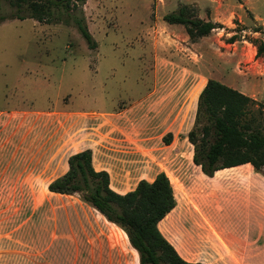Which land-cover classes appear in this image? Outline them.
<instances>
[{"label": "rangeland", "instance_id": "rangeland-1", "mask_svg": "<svg viewBox=\"0 0 264 264\" xmlns=\"http://www.w3.org/2000/svg\"><path fill=\"white\" fill-rule=\"evenodd\" d=\"M183 4L224 28L193 46L164 21ZM82 9L94 50L74 26L0 22V101L10 95L16 107L0 129V264H139L124 231L79 194L48 191L86 149L121 194L167 174L177 206L159 228L185 260L264 264L263 176L241 167L209 178L188 141L207 81L232 88L249 72L264 0H88ZM13 12L0 0V18Z\"/></svg>", "mask_w": 264, "mask_h": 264}, {"label": "trees", "instance_id": "trees-1", "mask_svg": "<svg viewBox=\"0 0 264 264\" xmlns=\"http://www.w3.org/2000/svg\"><path fill=\"white\" fill-rule=\"evenodd\" d=\"M14 9L6 20L33 19L44 24L74 26L90 49L97 43L89 33L83 16L88 0H6ZM169 25L184 27L189 40L196 43L220 23L203 20L194 6L181 5L164 16ZM239 40L236 34L229 43ZM257 56H264V41ZM194 147L193 163L211 178L216 172L250 164L264 178V103L217 80L209 79L198 97L195 124L188 133ZM68 171L48 185V191L60 195L79 194L82 200L121 228L139 255V264H200L185 260L159 228L161 221L177 206L174 187L165 172L153 181L141 180L125 194L110 187L107 171H97L91 149L73 154Z\"/></svg>", "mask_w": 264, "mask_h": 264}, {"label": "crops", "instance_id": "crops-1", "mask_svg": "<svg viewBox=\"0 0 264 264\" xmlns=\"http://www.w3.org/2000/svg\"><path fill=\"white\" fill-rule=\"evenodd\" d=\"M259 20H260V18L259 19L257 18V20H256L257 23L262 25V22H260ZM261 33H263V32H261ZM261 33L260 32H255V34L259 35V36H256V39H258V37L262 39L263 34H261ZM208 38L209 37H204V38L200 39L199 41H206V39H208ZM221 43H222V41H221ZM192 45L196 46V45H200V44L192 43ZM203 56H204V54H203ZM260 60H262V61L260 62ZM260 63H261V65H259ZM258 65L261 66V67L257 68L256 66H258ZM247 69H248L249 72L248 73H243V75L237 76V78L239 80L235 81V83H232L230 86H233L232 88L240 91L244 95H246V96H248V97H250V98H252V99H254V100L258 101V102L264 103V57H257V47L254 46V45H252L251 56L249 57V65H248ZM205 86H206V84H205ZM6 99L7 100H6V104L5 105H2L1 101H0V129L2 128V126H1L2 125L1 124L2 123V118L4 116H6V115L7 116L11 115L10 112L15 111V109H16V107H13V105H12V101H11L12 99H11L10 95H6ZM33 112L34 111H26V110L22 111V113H25V117L26 118L28 116H30L31 114H33ZM0 133H1V130H0ZM48 142H49V140H47L46 144ZM78 152H81V151L74 152L71 155L76 154ZM241 167H250V168L253 169V167L250 164H246V165H242V166H238V167H234V168H230V169H226V170H234V169H238V168H241ZM68 168H69V165H68ZM95 169L97 171H106V170H103V169H100V170H98L97 168H95ZM61 176H59V177H61ZM154 178L152 180H150V181H153ZM110 187H111V182H110ZM111 189H112V187H111ZM52 194H55V193H52Z\"/></svg>", "mask_w": 264, "mask_h": 264}]
</instances>
